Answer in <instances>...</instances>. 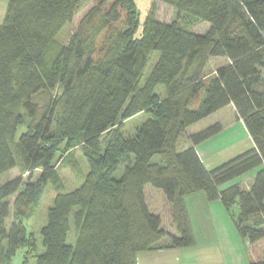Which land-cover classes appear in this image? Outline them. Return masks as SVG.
I'll list each match as a JSON object with an SVG mask.
<instances>
[{"label":"trees","instance_id":"16d2710c","mask_svg":"<svg viewBox=\"0 0 264 264\" xmlns=\"http://www.w3.org/2000/svg\"><path fill=\"white\" fill-rule=\"evenodd\" d=\"M79 1L9 0L0 23V176L17 166L28 175L26 181L19 176L0 184V264H11L19 248L22 264H137L142 252L191 247L195 237L185 198L198 192L229 212L237 207L230 214L249 245L264 239V0H152L140 35L134 0H89L88 16H98V28L125 25L120 42L94 58V49L87 50L78 35L48 58ZM160 3L174 10L172 21L157 18ZM204 22L205 33L189 31ZM153 51L159 57L141 86ZM210 57L227 62L204 80ZM159 85L163 97L156 93ZM202 92L198 105L189 108ZM41 93L50 94L43 105L35 101ZM228 105L244 124L251 148L207 169L195 147L222 130L214 123L188 135V147L177 150L187 128ZM142 112L151 118L132 137L124 136L119 121ZM25 117L30 124L18 134ZM77 138L89 171L77 188L56 194L38 253L23 221L44 184L59 190L58 147ZM253 170L247 188H220ZM147 184L162 191L177 235L148 209ZM71 226L74 245L66 242ZM249 264H264V251Z\"/></svg>","mask_w":264,"mask_h":264},{"label":"rangeland","instance_id":"374dc122","mask_svg":"<svg viewBox=\"0 0 264 264\" xmlns=\"http://www.w3.org/2000/svg\"><path fill=\"white\" fill-rule=\"evenodd\" d=\"M9 0H0V23L2 22L6 7ZM137 10V18H138V30L137 35H140L141 29L143 27V23L145 21L146 15L148 13L149 7L151 5L152 0H134ZM161 3L157 4V18L162 21H172L174 18V10L171 8H167V5ZM92 4L89 0H80L76 9L73 19L70 23L66 24L61 28V30L57 33L55 37V46L53 49L50 50V54L48 58H51L52 54L54 53L55 49L59 46L66 45L70 42V39L76 36H80V39L84 41L87 45L86 49L89 50L90 47L94 49L93 57H101L106 53L110 48H113L118 42H120V34L122 31L125 30V25L122 22H117L110 24L107 27L98 28V16L89 17L88 14L91 11ZM209 28V24L204 22L200 23L196 26L190 27L189 31L203 34ZM90 44L92 46H90ZM159 57V52L153 51L149 54L147 64L143 70L141 80L139 84L142 86L144 81L148 77L150 71L152 70L153 65L157 61ZM227 62L226 58L224 57H210L202 70V78L204 80L209 79L215 74V71L221 65H224ZM198 64H195V66ZM260 82L264 83V72L262 73V77ZM264 87V84H263ZM57 91V90H56ZM56 91L52 93V97H55ZM156 93L159 94L161 97L165 95V89L162 85L157 86ZM50 94H40L37 99L35 100L39 105H43ZM203 92L197 97L191 100L189 104V108H195L200 100L203 97ZM231 108H225L223 111L213 113L210 116L206 117L205 119L199 121L198 123L191 126L190 129H186L182 135L177 140V150L181 151L182 149L188 147L190 141L188 135L190 133H196L202 129L213 125L216 122L221 123V125L225 128L224 133H222L217 140H220L219 146L220 149L223 148V145H227L228 147L225 148L223 152L219 154L216 153L205 161V167L207 169H213L214 167L218 166L222 162L238 155L239 153L249 149L252 147L251 141L248 139L240 140V142L233 146H229V132L232 130L231 128H236V125H232V122H235V119L232 118L231 115ZM151 118V115L146 112H142L137 114L131 118L126 120H120L119 123L121 124V132L126 137H132L135 133V130L140 127L144 122ZM30 124V119L25 117V121L23 126L19 129V133L25 132L28 125ZM234 124V123H233ZM231 125V126H230ZM117 125L111 127L108 132H112ZM231 127V128H230ZM54 130H57L56 126H53ZM106 132L105 134H107ZM242 137L241 139H243ZM82 139L77 138L71 143H66L63 141L59 147L58 152L56 155V168L58 172V178L60 180V187L59 190L55 187L52 183L48 182L42 186V191L40 193L38 202L36 205L29 209L26 219L23 221L27 233L30 237L33 238L34 242L37 244L38 253H42L44 248L41 243V236H40V229L46 223L47 211L52 206L53 200L57 193H66L74 190L77 188L83 180V177L89 171V166L86 162V159L83 155L82 151ZM218 146V147H219ZM13 152L15 156L18 155L17 148L13 145L12 146ZM132 159V158H131ZM154 161L159 162L158 157H154ZM126 162H123L119 165L118 169L114 173V177L119 179L123 173L124 166ZM255 171V170H253ZM253 171L246 173L243 177L240 176L226 184L231 182H239L244 188H246L250 182L252 181L253 176L251 175ZM21 176L24 181L28 179L27 173H22L21 167L17 166L16 168L10 170L9 172L0 176V184L4 183L7 180L14 179L16 177ZM39 176V172L36 171L31 178L32 182H37ZM247 176H250L249 180ZM225 184V185H226ZM224 185V186H225ZM221 188V187H220ZM223 188V186H222ZM225 188V187H224ZM144 194L148 209L155 214L160 215L162 219L163 227L173 235H177L176 228L173 226L170 218L168 216V210L166 209L165 205H162L166 202V199L161 190L147 184L144 187ZM14 196L9 198V201L12 202ZM192 204H188L187 210L188 214L191 216L193 211ZM232 211L236 212V208L233 207ZM216 212V210H214ZM224 217L220 214H217L216 221L219 224H223L227 228V234L229 235L225 246H223L224 253L227 254L232 264H249L250 261H255L256 259H260L262 252L264 251V239L257 242L253 248L249 245H246L240 237L236 240V237H231V232L234 236H238L236 234V227L234 225V219L231 217V214L223 210ZM214 215V213H213ZM193 216V221L190 219L191 223H195L196 227L198 228V218ZM190 218V217H189ZM13 220V211L10 210L9 218L7 220V226L9 227L10 223ZM75 231L73 226H71L70 231L68 232L66 242L70 245H74L75 243ZM202 247V246H201ZM23 253L24 249L19 248L17 249L15 256L11 260V264H22L23 261ZM30 264H34V262H30Z\"/></svg>","mask_w":264,"mask_h":264},{"label":"crops","instance_id":"0c3cea01","mask_svg":"<svg viewBox=\"0 0 264 264\" xmlns=\"http://www.w3.org/2000/svg\"><path fill=\"white\" fill-rule=\"evenodd\" d=\"M225 108L232 109L231 115L232 118L235 119V122L231 121V124L234 126L236 125V128L230 127L232 130L229 132V143L227 144L229 146L234 147L240 142V140L248 139L249 141H251V138L248 135L244 124L241 120L237 119L233 105H228ZM225 108L217 112L223 111ZM190 128L191 127H189L188 129ZM224 131L225 128L222 126V130L218 134L214 135L213 137L209 138L208 140L200 143L195 147L196 152L203 164H205V161L213 157V155H215L216 153L219 154L220 152H223L225 148L228 147L227 145H223L224 147L220 149V140H217L218 137L222 133H224ZM242 137L244 138L241 139ZM255 173L256 170L253 171L251 175L254 176ZM247 177V180H249L250 176ZM236 183L240 184L239 182H231L229 184H226L225 186L223 185V188L221 186V189H224V187L226 188ZM161 203H163L162 205H165L166 209L168 210L169 205L167 204V202H164L162 200ZM185 204L186 207H188V204H192L193 206H195L193 208V211H191L192 215L195 214V216L198 218V228L196 227L195 223H191L195 237V244L191 247L186 248H161L158 250L139 253L137 255L136 260L137 264H232L229 257H227V254L224 253L223 249V246H225V243L229 236L227 234V228L225 225L217 223L215 217L217 214H220L224 217L223 210H225L229 214L230 212L227 211L225 207L221 204V202L218 200L208 202L203 193L201 192L186 196ZM235 208L236 212L232 211L233 214H236L238 212L236 206ZM214 210H216V212H214ZM192 215H189V217L193 221ZM168 216L170 218L169 213ZM236 234L238 236H234V234L231 232V237H236L235 240L240 237L242 242H244L246 245H249L247 241L241 238L238 231L236 232ZM163 243L166 244L167 241ZM254 245L249 246L253 248Z\"/></svg>","mask_w":264,"mask_h":264}]
</instances>
